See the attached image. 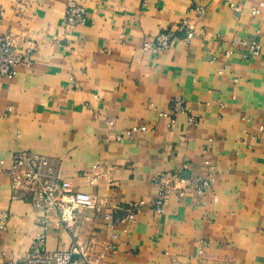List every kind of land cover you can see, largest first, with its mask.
Wrapping results in <instances>:
<instances>
[{"label":"crops","instance_id":"crops-1","mask_svg":"<svg viewBox=\"0 0 264 264\" xmlns=\"http://www.w3.org/2000/svg\"><path fill=\"white\" fill-rule=\"evenodd\" d=\"M70 1L88 14L73 29L65 25ZM262 3L0 0L1 32L12 33L16 51L32 59L0 82V161L20 150L47 156L75 191L107 205L103 213L80 209L71 227L52 211L48 251L101 245L111 237L106 214L120 218L145 203L134 225L117 226L109 264H264V8L253 15ZM184 20L195 29L189 44L179 39L158 55L143 52L145 42ZM245 40L259 42L261 54L237 47L225 56ZM176 96L186 100L196 127L180 116L171 130L160 118ZM137 125L149 131L115 140ZM205 158L216 177L208 194L170 195L157 214L154 176L205 178ZM12 196L0 170V264H26L44 213Z\"/></svg>","mask_w":264,"mask_h":264},{"label":"built area","instance_id":"built-area-1","mask_svg":"<svg viewBox=\"0 0 264 264\" xmlns=\"http://www.w3.org/2000/svg\"><path fill=\"white\" fill-rule=\"evenodd\" d=\"M231 6L235 11L240 10L238 5L231 4ZM262 8H264L263 3L253 10V15H259ZM19 12H22V9ZM196 14L198 18H202L205 11L202 8H197ZM87 15L84 6L75 1H70L65 13L66 27L73 29L84 25L87 21ZM3 17L4 12L0 11V82L13 80L20 66H32L29 51L18 53L14 47V35L1 32ZM181 32H184V37L179 36ZM194 37V27L189 20H184L176 30L163 31L153 40L145 42L142 49L146 54L158 55L167 51L174 41L182 39L189 44ZM237 47L246 49L249 56H258L262 52V45L259 42L245 40L234 42L225 56L229 57ZM10 111L11 108L8 109V112ZM159 116L160 118L169 119L171 130L175 128L176 119L180 116L187 117L189 127L197 126V120L190 115L186 100L180 96L173 98L169 109ZM148 131L147 127L137 125L122 131L115 137V140L122 143L125 139H132L137 133H147ZM204 153L207 154L208 149H205ZM204 165L206 167L205 178L192 176L185 180L179 174L163 172L154 176L153 182L159 187V195L151 202V206L157 214H164L170 195L180 197L193 193L208 194L216 181V177L209 159L205 158ZM0 170L11 181L12 199L14 201L28 202L32 207L44 213L39 222L41 230L35 236L26 264H109L107 258L112 256L117 249L118 236L115 233L117 226L119 224L128 227L134 225L137 214L146 205L145 203L131 205L120 218H116L113 212L106 214L104 219L107 221V228L111 231V237L109 241L101 245L97 242L76 243L69 251L50 252L46 249V243L49 214L52 211L58 214L61 224L71 227L75 222L76 213L80 209H92L98 213H103L107 205L104 201L98 200L90 194L75 191L69 182L61 178L58 163L47 156L20 150L14 154L10 162L0 161ZM181 183H185V187H179ZM213 200L216 201V198ZM1 229L6 228L2 226ZM204 244V241H201V246ZM199 254L203 255L202 249Z\"/></svg>","mask_w":264,"mask_h":264},{"label":"water","instance_id":"water-1","mask_svg":"<svg viewBox=\"0 0 264 264\" xmlns=\"http://www.w3.org/2000/svg\"><path fill=\"white\" fill-rule=\"evenodd\" d=\"M188 175H189V174H187V176H188ZM188 177H189V176H188ZM188 177H187V178H188Z\"/></svg>","mask_w":264,"mask_h":264}]
</instances>
